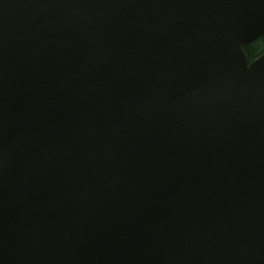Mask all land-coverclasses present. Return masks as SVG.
<instances>
[{
  "label": "water",
  "instance_id": "95a60500",
  "mask_svg": "<svg viewBox=\"0 0 264 264\" xmlns=\"http://www.w3.org/2000/svg\"><path fill=\"white\" fill-rule=\"evenodd\" d=\"M264 0H0V264H264Z\"/></svg>",
  "mask_w": 264,
  "mask_h": 264
},
{
  "label": "trees",
  "instance_id": "16d2710c",
  "mask_svg": "<svg viewBox=\"0 0 264 264\" xmlns=\"http://www.w3.org/2000/svg\"><path fill=\"white\" fill-rule=\"evenodd\" d=\"M249 61L264 53V35L259 36L254 42L245 47Z\"/></svg>",
  "mask_w": 264,
  "mask_h": 264
}]
</instances>
